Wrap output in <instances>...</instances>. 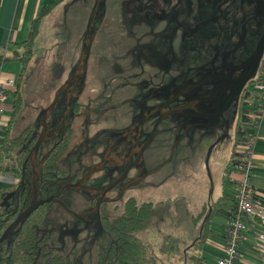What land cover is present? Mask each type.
Listing matches in <instances>:
<instances>
[{"label": "flooded vegetation", "instance_id": "obj_1", "mask_svg": "<svg viewBox=\"0 0 264 264\" xmlns=\"http://www.w3.org/2000/svg\"><path fill=\"white\" fill-rule=\"evenodd\" d=\"M84 1L90 12L94 0ZM259 14L253 0H102L83 66L77 63L86 21L77 53L73 26L66 22L63 65L52 69L49 100L26 130L25 141L32 143L25 153V141L18 150L24 154L23 174L0 204L8 202L16 216L30 202L29 152L48 107L44 134L31 158L38 173L36 198L49 200L20 228L38 223L52 234L49 242L80 244L83 253L118 202H134L133 192L147 186L148 163L170 133L177 131L191 146L210 138L211 151L236 128L241 97L252 82L243 85L235 100L229 92L236 87L239 64L261 33ZM27 183L28 202L22 207ZM71 190L81 204H88L82 213L69 210ZM69 214L81 222L68 227L64 216Z\"/></svg>", "mask_w": 264, "mask_h": 264}, {"label": "crops", "instance_id": "obj_2", "mask_svg": "<svg viewBox=\"0 0 264 264\" xmlns=\"http://www.w3.org/2000/svg\"><path fill=\"white\" fill-rule=\"evenodd\" d=\"M52 2L53 0H0V58L2 55L5 57L13 55L12 52L16 45L26 39L32 21L38 17L42 8L47 7ZM59 6H61L59 23L58 20H54L53 22L57 21L55 24H58L63 30L66 25L65 23H68V20L71 22L73 26V45H75L74 50L75 53H77L80 33L87 20L90 3L84 0H61L38 17L36 34L32 41L29 60L26 62L24 75H22L23 78L19 79L22 70L20 60L15 58L12 60L0 61V78H13L16 84L19 85L21 101L18 111H24V115L20 117L22 123L28 124L32 122L39 108L43 107L48 101L44 99H46L48 93L49 81L45 76L37 79H35L36 77L32 78L35 73V68H32L30 63L33 58V42L38 35L41 24H45L49 20L48 18H51L49 17L51 14L50 12L57 9ZM16 56L17 54H15V57ZM50 58L53 60L51 56ZM51 64L53 68H56L54 63ZM46 65V61L41 63L43 68H45ZM61 67L62 65H60V68ZM46 70L43 72L44 74ZM23 91L25 92L23 93ZM50 95L51 92L49 93V96ZM24 96L27 98V101L23 100ZM12 102L13 97L9 93L3 102L4 112L0 119L2 125H5L9 120L12 112ZM30 112L32 118L29 117ZM29 118L30 120H28ZM241 122L244 127H240V129L243 130V134L241 132L240 135H237L234 130L232 142L235 143L241 140L242 135L243 137L248 134L254 135L255 139L252 142L253 168L250 176V184L256 194L264 200V114L255 124L248 119L243 121L240 118L238 124ZM237 127L239 128V126ZM2 130L3 129L0 128V137L3 135ZM10 130L11 134L17 131L15 129V122ZM228 166L227 160L221 176L227 175V180L232 177H237V174L233 171L225 173V169ZM16 182V178L12 175L0 172V197L11 190ZM202 189L204 195L192 204L197 210V216L193 218V231L189 232L187 235V247L183 249L181 253L182 256L180 258L178 257L180 259V264H215V260L223 255L222 235L225 230L229 211L231 210L232 197L231 195V198L223 196V191L226 194H230V192L229 189L223 185L222 178L216 184L213 182L211 185H204ZM206 218L208 219L207 228L205 230L206 235L198 244V247H194L192 243L203 230ZM245 222L246 230L243 233L240 246L241 255L237 264H264V222L261 223L248 218H246ZM259 235H263V238H259ZM176 238L179 242H184V239H181L180 236L176 235Z\"/></svg>", "mask_w": 264, "mask_h": 264}, {"label": "rangeland", "instance_id": "obj_3", "mask_svg": "<svg viewBox=\"0 0 264 264\" xmlns=\"http://www.w3.org/2000/svg\"><path fill=\"white\" fill-rule=\"evenodd\" d=\"M60 7L50 12L49 17L51 18H48L49 20L45 24H41L38 35L34 39L32 48L33 58L30 65L32 68H35V75L32 73V78L36 77L35 79H37L45 76L51 82L54 79L52 69L55 68L51 66V63H54L57 69H60V65H63L62 60L68 49V43H65L68 35L58 24H55L57 21L53 22L54 20H58L59 23ZM50 56L53 60H51ZM43 61L47 62L45 68L41 66ZM45 70L46 73L44 74ZM50 92L51 87L48 86V93L44 100H49ZM23 100L27 101V98L24 96ZM23 115L24 111L20 110L14 116V118L16 117L14 119L16 130L21 129L26 124L20 121V117ZM30 115L31 112L29 113V117L32 118ZM165 124H167L166 120ZM237 126L244 128L242 122ZM235 129L230 130L223 139L212 147L209 153L207 152V140H210V138L201 141L198 145L191 146L185 137L180 139L179 133L173 131L166 137L163 148L148 163L150 170L145 180V185L147 186L134 191L133 195L135 196L134 202L137 205L140 203H150L153 215L150 217L148 226L142 231L137 232L136 236L144 244L146 255H149V253L153 254L157 258L158 264H180L179 258L182 256L181 253L187 247V235L194 228L193 218L197 216V210L192 204L204 195L202 192L204 185L208 186L213 182L216 184L222 178L223 185L231 192L233 182L227 180V175H223L222 177L221 173L226 166L229 151L237 148L236 144L232 142ZM2 157V162L9 158L8 156ZM227 171L228 167L225 169V173ZM70 192H72L69 194L72 202L69 203V210L74 213H82V210L88 207V204H81L77 200L74 190ZM7 204L5 202L6 206H8ZM123 208V201H119L112 215L120 213ZM13 220L14 218L9 224ZM49 221H51L50 218ZM80 222L81 220H78L74 215L69 214L64 216V224L70 228H72L73 224ZM21 224L17 223L12 228L13 233ZM167 235L171 237L178 235L181 239H184V242H179L178 240V253H160L159 250L162 247H166L165 237ZM74 249L79 256L83 254L78 249V246H75Z\"/></svg>", "mask_w": 264, "mask_h": 264}, {"label": "trees", "instance_id": "obj_4", "mask_svg": "<svg viewBox=\"0 0 264 264\" xmlns=\"http://www.w3.org/2000/svg\"><path fill=\"white\" fill-rule=\"evenodd\" d=\"M60 1L53 0L47 7L41 9L38 17ZM38 17L32 21L26 39L16 45L12 52L13 55L6 57L2 55L0 58V61L15 58L21 61L22 70L19 79L23 78L26 62L29 60ZM15 54H17L16 57ZM10 94L13 97L12 112L8 122L5 125H0V128L3 129V135L0 138V172L12 175L17 181L23 174L20 165L24 156L22 153V155H18V150L25 141L26 130H30V123L25 124L21 129L11 134L10 129L14 125V116L20 108L21 101L18 84ZM240 118L243 121L247 120L243 113H240ZM241 132L243 134V130L236 126L235 133L240 135ZM28 140V142L25 141L27 143L23 148L24 153L32 143V139ZM241 141H244L243 135L242 139L235 142V144ZM2 156H8L9 158L2 162ZM26 177H29V175ZM28 193L27 183L22 190L24 195L22 207H25L28 202ZM223 196L231 198L230 194H226L224 191ZM231 202L229 214H234L235 206L232 198ZM14 209L17 211L16 208ZM14 209L12 211L5 204H0V234L14 218L16 212ZM152 215L150 203L137 205L135 202H131L128 205L126 204L120 213L105 217L102 232L97 237L89 240L83 254L80 256L74 247H62L57 240L49 242V237L52 234L42 230L38 223L34 226L28 223L21 228L19 227L7 239L0 242V264H158L157 258L153 254L146 255L144 244L136 236L137 232L148 226ZM207 223L208 219L206 218L203 230L194 239L192 246L198 247V244L205 237ZM165 238L166 247H162L159 250L160 253H178V239L169 235ZM79 245H77L78 249L80 248Z\"/></svg>", "mask_w": 264, "mask_h": 264}, {"label": "built area", "instance_id": "obj_5", "mask_svg": "<svg viewBox=\"0 0 264 264\" xmlns=\"http://www.w3.org/2000/svg\"><path fill=\"white\" fill-rule=\"evenodd\" d=\"M251 84L250 91L244 92L241 97L239 110L255 124L264 113V53L261 55L257 74ZM15 85L13 78H0V119L4 112L3 102L15 89ZM254 139L253 134L244 136V141L236 143L237 148L228 153L227 173L233 171L237 174V177L229 179L233 182L230 195L234 201L235 213L228 216L222 235L223 255L215 260V264H237L241 255L243 233L246 230V218L264 222V200L256 194L250 184ZM259 238H263V235H259Z\"/></svg>", "mask_w": 264, "mask_h": 264}, {"label": "water", "instance_id": "obj_6", "mask_svg": "<svg viewBox=\"0 0 264 264\" xmlns=\"http://www.w3.org/2000/svg\"><path fill=\"white\" fill-rule=\"evenodd\" d=\"M101 1L102 0H94L93 5H92L90 12L88 14L86 24H85V31H84V35H83V40H86V41H85L84 46L82 44L81 49H82L83 53L78 60L77 66H81V65L83 66V64H85V60H86L87 55H88L89 42H90L89 30L91 29L92 24L94 22V19L96 18L97 7ZM253 1L255 2L256 9H258L260 12L259 16H260L261 21H262L261 33H260L259 38L257 39V41L255 43L254 48L250 52V54L239 64V66L237 68L238 70H240V75L236 79V82H237L236 87H234L231 90V92H229L230 96H232L231 100L236 99V96L238 95V93L240 92V90L244 84H246L247 82L248 83L252 82L253 79L255 78V76L257 74L258 62H259L261 55L263 53V50H264V0H253ZM86 37H88V38L86 39ZM55 98H56V96H55ZM47 111H48V107L44 108L42 110V114H41L42 128H41V132H40V137H39V139H37V142L34 144V146L30 149V152H29L30 163H31V168H32L30 202L20 213H18L16 215L14 220L2 231V233L0 234V242L3 241L4 239L8 238L13 233L12 228L17 223L21 224L27 218V216L34 209L37 208V206L39 204H41L43 202H47L49 200L48 198H45V199H37L36 198L35 190H36V182H37L38 173L36 171V165L34 164L33 159L31 158V153L34 150V147L39 144V142L41 141L40 138H42V136L44 134V127H45V120L47 117ZM210 147L207 149L208 153H209Z\"/></svg>", "mask_w": 264, "mask_h": 264}]
</instances>
